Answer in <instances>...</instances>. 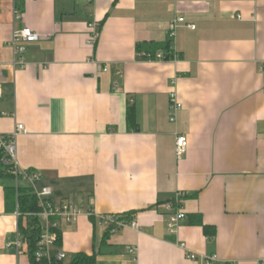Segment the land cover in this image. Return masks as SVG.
I'll use <instances>...</instances> for the list:
<instances>
[{
	"label": "crops",
	"instance_id": "obj_1",
	"mask_svg": "<svg viewBox=\"0 0 264 264\" xmlns=\"http://www.w3.org/2000/svg\"><path fill=\"white\" fill-rule=\"evenodd\" d=\"M180 17L177 58L142 61L138 47L171 41ZM26 28L41 40L16 57ZM18 125L34 192L83 211L60 226L68 258L98 253L102 217L123 216L98 264H264V0H0V134ZM179 196L186 219L171 234ZM18 214L0 184V264H30L28 247H9Z\"/></svg>",
	"mask_w": 264,
	"mask_h": 264
},
{
	"label": "built area",
	"instance_id": "obj_2",
	"mask_svg": "<svg viewBox=\"0 0 264 264\" xmlns=\"http://www.w3.org/2000/svg\"><path fill=\"white\" fill-rule=\"evenodd\" d=\"M186 25V20L182 17L177 18L170 27L169 37L172 41V49L174 58H177L175 39L177 35V30L182 26ZM190 29L195 30V27L188 26ZM99 38V32L96 30L94 39ZM41 40V37L26 28L23 30H18L13 33L11 46L13 47L16 57L23 55L27 44L35 43ZM90 46V44H88ZM140 58L144 62H162L165 60L163 53H158L157 55H152L151 53L143 52ZM182 109L181 103H179L175 94L171 95V121H176V114ZM26 133V129L23 125H18L16 131L12 135H2L0 134V151H3L8 157L7 163L13 164L16 174L23 176L24 181L31 187L32 183L38 180V174L32 172L20 171L18 167L17 155H16V137L21 133ZM188 148V139L183 136H179L176 140V155L181 158L185 155ZM39 204L41 207V213L39 214L42 226V235L40 243L38 245L39 251L36 255L37 261H41L46 258L51 261L56 259L57 261H65L68 256L64 252L57 251V242L59 239L60 226L63 224L75 223L79 217L83 215V211L72 203H55L51 200L53 192L50 188H45L40 192H36ZM181 197L179 196L173 203L166 204L168 208H175L176 212L169 217L167 226L168 232L174 234L179 228L181 223L186 219V214L179 208ZM92 215V214H90ZM20 216V214H18ZM102 220L108 224V227L121 228L126 223L114 219V217H102ZM136 227L135 222L127 223ZM115 229V231H116ZM9 247H13L18 253L27 247L21 234L18 235L17 239L9 244ZM186 248L185 245L182 246ZM128 253L137 261L138 250L136 247H131L128 249ZM191 260H196L195 255L188 256ZM263 264V263H260Z\"/></svg>",
	"mask_w": 264,
	"mask_h": 264
},
{
	"label": "trees",
	"instance_id": "obj_3",
	"mask_svg": "<svg viewBox=\"0 0 264 264\" xmlns=\"http://www.w3.org/2000/svg\"><path fill=\"white\" fill-rule=\"evenodd\" d=\"M140 53L147 52L152 55L163 53L165 59L168 57L171 60L174 56L172 49V41H168L166 44H149L140 45L138 47ZM127 121L130 129H138L136 121V113L133 107L128 108ZM8 157L3 151H0V184L5 191L6 207L7 211L14 212L18 210L20 213V232L24 242L28 247V257L30 264H98L97 258L102 249L106 248L108 239L110 238L116 227H109L105 237L101 244V250L93 255L85 253H78L71 256L70 261H57L52 259L51 261L46 258L41 261H37V253L39 251V243L42 235V226L39 214L41 213V207L36 193L25 181L23 176L16 174L13 164L7 163ZM114 219L123 222V216H112ZM128 221L132 220V215L127 216ZM204 233L209 239H214L216 230L213 227L203 226ZM117 228L116 230H118ZM62 242L61 233L59 232V239L57 242V249L60 248Z\"/></svg>",
	"mask_w": 264,
	"mask_h": 264
},
{
	"label": "rangeland",
	"instance_id": "obj_4",
	"mask_svg": "<svg viewBox=\"0 0 264 264\" xmlns=\"http://www.w3.org/2000/svg\"><path fill=\"white\" fill-rule=\"evenodd\" d=\"M69 261H70V258H67V259L65 260L66 263H68Z\"/></svg>",
	"mask_w": 264,
	"mask_h": 264
},
{
	"label": "water",
	"instance_id": "obj_5",
	"mask_svg": "<svg viewBox=\"0 0 264 264\" xmlns=\"http://www.w3.org/2000/svg\"><path fill=\"white\" fill-rule=\"evenodd\" d=\"M166 60L168 61V60H169V58L167 57V58H166Z\"/></svg>",
	"mask_w": 264,
	"mask_h": 264
}]
</instances>
